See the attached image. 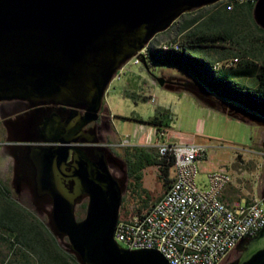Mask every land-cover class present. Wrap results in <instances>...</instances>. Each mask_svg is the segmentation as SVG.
Segmentation results:
<instances>
[{
	"label": "water",
	"instance_id": "water-1",
	"mask_svg": "<svg viewBox=\"0 0 264 264\" xmlns=\"http://www.w3.org/2000/svg\"><path fill=\"white\" fill-rule=\"evenodd\" d=\"M220 1L0 0V103L74 111L63 123L42 116L17 122L35 120L38 127L36 136L9 140L28 144L11 147L13 181L27 183L36 206L49 207L47 226L58 241L67 240L64 248L80 264H168L156 251H130L115 242L126 178L111 173L109 165L119 159L98 147L94 129L85 128L98 122L108 85L137 52L186 13ZM252 17L264 30V0H257ZM141 64L149 69L146 60ZM189 91L199 99L205 95ZM234 115L264 127L259 117ZM82 197L88 198L86 215L76 221ZM260 197L264 207V190ZM236 251L240 255L230 264H264V228Z\"/></svg>",
	"mask_w": 264,
	"mask_h": 264
},
{
	"label": "rangeland",
	"instance_id": "rangeland-1",
	"mask_svg": "<svg viewBox=\"0 0 264 264\" xmlns=\"http://www.w3.org/2000/svg\"><path fill=\"white\" fill-rule=\"evenodd\" d=\"M223 3L227 4L225 1ZM215 10V8L206 7L202 13L208 15ZM196 15L197 13H193L186 18H192ZM222 17L223 15H215L212 20L215 21ZM241 18L235 19L240 23ZM179 21L168 32L157 35L156 42L153 40L151 46L156 48V46L163 44H177L173 42L179 40V37L176 36ZM225 45L229 46V44ZM232 47L234 49L231 48L229 51L216 47L197 49L196 51L199 52L193 51V53L195 55L199 53L200 56L211 61L214 70L234 68L237 67V61L235 62L237 56H233V54L237 51L235 46ZM162 69L161 66L154 63L150 64L148 70L142 64L133 65L129 63L118 74L119 78L113 79L105 91V111L101 112L99 117V120L104 114L107 117L105 144L113 156L121 162L120 168L123 169L124 173L126 172V175L119 177L126 178V190L122 197L119 218L129 219L132 216L145 213L151 204L164 194L167 188L163 178L160 179L158 168L146 167L140 172L142 176L141 189L145 192H139L140 195H138L127 190L131 186L134 187L133 179L127 174V166L122 163L123 160L126 161L127 149L113 147L124 139L129 140L130 146L138 145L147 149L149 153L158 151L155 146L157 143L173 142L180 146L196 144L204 150V157L198 164L200 173L197 175V182L199 185L201 183L205 185L207 173L223 169L231 175L232 183L227 190L233 194L234 198L245 195L261 201L260 196L264 190V157L257 152L263 153L264 148L261 141L256 143L259 127L229 118L222 110L216 108V104L211 99L204 96L199 99L187 89L180 91L171 88L172 86L163 87L164 85L154 84L156 78L162 77L160 75V73H164ZM171 69L174 71L173 77L184 75L176 68ZM131 73H135L141 78L140 89L134 95L127 96L124 94V86ZM237 82L249 87L254 85L247 78L237 79ZM159 108L168 109L172 117L169 128L165 130L166 136L161 138L156 134L154 128L136 122L138 118L146 120L154 116ZM169 177L172 178L171 172ZM0 185L8 189L13 200L23 204L47 224V215L38 212L28 198V193L22 196L17 195L18 191H15V188H18V185L12 184V161L8 157L7 151L0 153ZM203 185L200 187L204 188ZM144 201H148L146 206L142 204ZM241 202H244V199H241ZM66 242L65 239L60 244L63 246ZM5 248L4 244H0V254L4 253ZM239 255L240 252L235 249L222 264L234 262Z\"/></svg>",
	"mask_w": 264,
	"mask_h": 264
},
{
	"label": "trees",
	"instance_id": "trees-1",
	"mask_svg": "<svg viewBox=\"0 0 264 264\" xmlns=\"http://www.w3.org/2000/svg\"><path fill=\"white\" fill-rule=\"evenodd\" d=\"M226 6L221 1L209 6L216 10L208 15L202 13L206 7L183 15L176 34L179 40L173 42L178 48H149L146 62L148 67L154 63L183 72L202 93L212 96L217 109L223 110L224 105L232 108L228 110L231 118L239 119L240 116L234 114L241 111L264 120V30L254 22L251 4H238L232 9ZM193 13L197 15L186 18ZM215 15L224 18L214 21ZM238 17H242L240 23L235 19ZM232 46L237 51L233 54L237 56L234 68L214 70L211 61L193 53L197 49L216 47L229 51ZM241 78L250 79L254 85L238 83L237 79ZM171 118L168 109L159 108L154 116L146 120L138 118L136 122L154 128L159 134L169 128ZM126 149L127 174L134 182V187L127 188L128 191L145 192L141 189L140 172L146 167H157L160 179L169 186L173 156H161L158 151L149 153L140 146ZM142 204L146 206L148 201ZM60 243L44 221L13 200L8 189L0 185V244L6 247L0 254V264H80Z\"/></svg>",
	"mask_w": 264,
	"mask_h": 264
},
{
	"label": "built area",
	"instance_id": "built-area-1",
	"mask_svg": "<svg viewBox=\"0 0 264 264\" xmlns=\"http://www.w3.org/2000/svg\"><path fill=\"white\" fill-rule=\"evenodd\" d=\"M256 2L235 0L226 7L232 9L243 3L254 7ZM147 58L144 48L113 79L119 78L118 74L127 64L139 65ZM157 135L166 136L165 132ZM135 146L124 139L113 147ZM155 146L161 156H173L171 182L145 213L118 219L114 240L120 247L130 251H156L168 264H222L242 240L255 237L264 228V207L260 200L234 203L223 200L232 183L228 171L209 172L205 185H199L197 175L200 173L198 164L204 157L202 147L173 142ZM202 185L205 187L201 188Z\"/></svg>",
	"mask_w": 264,
	"mask_h": 264
},
{
	"label": "flooded vegetation",
	"instance_id": "flooded-vegetation-1",
	"mask_svg": "<svg viewBox=\"0 0 264 264\" xmlns=\"http://www.w3.org/2000/svg\"><path fill=\"white\" fill-rule=\"evenodd\" d=\"M163 79L166 81L163 87H171L176 88V90H198V94H202L199 92V89L195 86L193 87L189 82H187L183 77H173L168 76L166 74L160 73ZM155 83H157L155 79ZM158 84V83H157ZM194 88V89H192ZM74 112V111H73ZM71 109H64L60 106L56 105H43V106H35L29 107V104L26 102L13 101V102H3L0 103V153L2 151H7L8 157L12 161V184L14 185V160L11 156V147L16 145H28L26 143L19 142H10V139L14 138H29L32 136H36V128L38 127V123H35L33 120L30 124L24 125V123H17L20 120L24 119H32L37 118V116L44 117L43 119H48L49 121H56L57 123H63L68 115L74 114ZM31 120V119H30ZM15 124H17L15 126ZM28 125V126H27ZM28 130H27V129ZM26 129V130H25ZM94 129L97 136L100 137L101 143L98 147H108L105 144V136L107 135V117L106 114L102 115L101 119L98 120L97 123L88 125L85 130L89 131ZM26 131V132H25ZM264 144V143H263ZM109 148V147H108ZM110 150V149H109ZM111 152V150H110ZM112 153V152H111ZM70 161V160H69ZM124 165H126V161H122ZM109 165V168L112 167L111 173L118 177H123L126 173L123 172V169L120 168L122 166L121 162L117 164ZM123 165V166H124ZM126 167V166H125ZM18 196H22L25 193H28V198L32 202V204L36 207L39 213L46 214L45 206H36L34 204V200L30 195L28 186L26 182H22V186L15 188ZM88 198L82 197L79 202L75 205L74 208V216L76 221H81L84 219L87 210Z\"/></svg>",
	"mask_w": 264,
	"mask_h": 264
},
{
	"label": "crops",
	"instance_id": "crops-1",
	"mask_svg": "<svg viewBox=\"0 0 264 264\" xmlns=\"http://www.w3.org/2000/svg\"><path fill=\"white\" fill-rule=\"evenodd\" d=\"M162 68H163L162 72H164L163 74H166L168 76H174V74H172V73H174V71H172L173 69H171L172 67H162ZM179 77H183L193 87L196 86V84L194 83V81L190 77H188L186 75H182V76L180 75ZM140 81H141V78L137 74L131 73L127 77V80L125 82L124 94L127 95V96L134 95L135 92L140 89ZM154 84H157V83H155V81H154ZM196 87L198 88V86H196ZM180 91H185V90H180ZM203 96L208 98V99H211L214 102V104H216L215 101L213 100L212 96L211 97L208 96V95H203ZM229 109H230V107L228 105H224L222 112L227 115V112H228ZM229 118H231V117H229ZM232 119H236V118H232ZM237 120H239V119H237ZM239 121H241V120H239ZM242 122H244V121H242ZM245 123L256 125V124L250 123V122H245ZM256 126H258V125H256ZM258 127H259V130H258V133H257L256 143L258 144L261 141L262 145H263V148H264V144H263L264 143V127H262V126H258ZM168 135H169V132H168ZM257 154H259V155L264 157V152L263 153L257 152ZM252 198L253 197H249V196H245V195H242V196L234 198L233 194H231L228 190H226L224 195H223V200L225 202H227V203L241 202V199H244V202H250V201H253V200H257V199H252ZM46 210H49V207H46ZM46 210H45V212H46Z\"/></svg>",
	"mask_w": 264,
	"mask_h": 264
},
{
	"label": "bare ground",
	"instance_id": "bare-ground-1",
	"mask_svg": "<svg viewBox=\"0 0 264 264\" xmlns=\"http://www.w3.org/2000/svg\"><path fill=\"white\" fill-rule=\"evenodd\" d=\"M222 1H225L228 4V2H233L235 0H222ZM153 40L145 47V54H147V56H148V49L149 48H154V47L151 46ZM176 46H178V44H174V45L163 44V45H160V46H156V48L163 49V50H166V49H169V48L177 49L178 47H176Z\"/></svg>",
	"mask_w": 264,
	"mask_h": 264
}]
</instances>
